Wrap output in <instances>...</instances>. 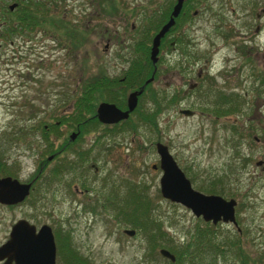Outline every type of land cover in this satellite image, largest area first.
I'll list each match as a JSON object with an SVG mask.
<instances>
[{
	"label": "rangeland",
	"instance_id": "374dc122",
	"mask_svg": "<svg viewBox=\"0 0 264 264\" xmlns=\"http://www.w3.org/2000/svg\"><path fill=\"white\" fill-rule=\"evenodd\" d=\"M164 1L49 0V10L59 15L65 26L75 27L73 32L58 36L47 29L25 30L10 37H15L12 45L0 38V160L4 161L0 176L7 173L27 182L39 170L25 200L13 206L0 203V238L18 217L32 220L36 216L45 221L49 205L53 216L47 215V219L59 241L67 231L71 248L88 264H169L167 256L159 252L160 248L169 250V242L162 237L157 240L161 246H151L148 229L133 226L134 209L140 215L143 208L135 206L133 198H124L123 188H117L113 207L105 206L92 216L81 206L78 211L71 209L76 197L72 183L79 181L78 176L84 173L93 182L92 192H97L104 165L115 166L117 181L130 176L135 181L133 195H146L141 199L147 202L149 215L157 222L154 225L176 244L188 241L203 220L183 204L161 196L160 170L150 166L157 161L153 141L159 139L193 188L235 199L236 224L218 220L213 225L216 230L234 234L238 229L240 245L249 256L264 250V0L193 1L178 27L167 32L153 62L158 75L148 90L153 89L161 101L153 115L155 126L138 123L134 112L132 128H125L113 141L95 137L104 130L99 124H86L69 147L62 146L67 151L61 156L48 160L52 153L55 157L63 150L38 151L44 142L29 126L57 106L65 110V101L84 80L94 79L99 72L120 73L129 58H139L141 53L135 52L133 41L142 39L147 17H154ZM175 35L182 36L184 42H169ZM147 40L150 43V38ZM194 80L197 88L189 87ZM219 91H234L236 104L233 100L217 104ZM137 106L139 111L145 106L153 108L147 94ZM231 106L236 107L231 110ZM179 108L192 113H182ZM66 126L62 120L52 137L54 147V142L66 140L67 133H75V128ZM20 127L28 132L21 134ZM115 149L119 151L115 153ZM75 159L80 161L77 166L52 177L55 165L64 160L71 164ZM91 162L98 165V173ZM105 181L111 184L113 180L107 177ZM112 186L102 188V193L109 194ZM122 228L133 231L127 233ZM56 250L55 263L65 264ZM260 254L258 264H264V253ZM216 264L237 263L226 253Z\"/></svg>",
	"mask_w": 264,
	"mask_h": 264
},
{
	"label": "trees",
	"instance_id": "16d2710c",
	"mask_svg": "<svg viewBox=\"0 0 264 264\" xmlns=\"http://www.w3.org/2000/svg\"><path fill=\"white\" fill-rule=\"evenodd\" d=\"M174 1L175 0H165L164 4L162 3L163 5L161 6V8L157 10V12H154V17H147L149 19V22L145 27V33L142 39L133 41L132 45L135 52L139 51L141 53V56L132 60L129 58V64L124 69L125 72L123 73L126 78H132V80L135 79L140 83L147 75H150L153 64L148 58V49L150 47V43L147 42V39H151L152 34L158 29L165 18L168 17L171 5ZM193 1L194 0H183L180 12L178 13L177 17H175L174 24L168 29V31H170L176 25L178 27V24L182 17L187 13L189 8L193 6ZM48 3L46 0H37L33 5L34 8L32 11L30 9L26 10V13H23V16L21 17V23L23 27L21 30L24 31V28H27V26L29 27L33 24L37 25V27L43 28L44 30L47 29L50 32L55 31V34H58V36H66L67 32H73L75 27L70 25L65 26L64 24H62L64 20H62L59 15L54 13V11L47 9ZM155 4H158L159 6L160 2H157ZM13 31H15V28H12V33ZM167 32L160 38L159 46L164 42L165 37L167 36ZM74 36L75 35H72L71 37ZM145 36L147 37L145 38ZM170 41L182 43L184 42V39L182 38V36L175 35L171 40H169V42ZM180 50L181 52H184V47H181ZM155 74H157V70L155 71ZM261 79L264 80V78ZM104 84L107 83L100 84L95 81V78L88 81L84 80L83 83L75 88L74 93L70 94L69 100L65 101L64 104L67 106L65 110L57 106V108L53 109L50 112L46 111V117H38L36 123L29 126L31 127L32 131H36L37 133H39V139H42L44 142V145L40 146L38 150L40 153L43 154L55 149L53 147L52 137L55 136L54 134L57 132L59 124L62 120H64L68 126L78 129L79 131H82V128L86 124H90V126L95 125L92 121L94 117L90 113L94 110L96 100L100 95L103 98L109 95L108 93L100 92L98 89V86ZM94 86H96V89ZM147 87L148 85H146V88ZM195 88H197V86H195ZM217 95H219L217 96L219 97V102L217 103V98L214 97L213 104L217 103L222 104L221 106H223L225 102H228L230 100H233L232 103L236 104L235 101L237 98V94L234 91H230L227 93L219 91L217 92ZM151 97H153V93H151ZM154 102L156 104H153V108L146 107L141 111H139L137 107H135L134 109L135 113L138 114V118H140V121L146 122L150 126H155L156 121H154L153 115L155 111L159 109L158 101L155 100ZM231 107V110H234V107L236 106ZM221 111L225 113L227 112V110ZM220 113L221 112H218L216 115ZM68 126H66V129L70 128ZM19 132L25 135L28 130L25 127H20ZM3 162V160H0V166L3 164ZM5 172L7 171H4V173ZM211 191H213V189H211ZM137 196L138 194H136L135 196L133 195L134 198L132 197L134 200H136L135 206H142L143 210H140V215H137V211L139 210L134 209L135 215L133 214V219L131 218L130 220L133 221V226L137 227L139 225L142 229H148V233H146V235L151 243V246L155 245L158 239L161 240L165 237V240L169 242V244L166 246L174 255V259L172 261L168 259L169 264H216L217 259L220 257V255L224 257L226 253H228V255H230L233 259H236L237 264H258L261 255L260 253H264V250H261L260 253L257 254V256H249V252L245 248H242L240 245V236L238 233V229L234 232V234H223L221 230H216V227L213 226V222L208 220L210 222L208 223L203 219V223L201 225L198 224L195 226L193 232L188 238V241H186L185 243L176 244L175 242H173V240H170V238L167 237L165 230L160 229L158 225H154L157 222L149 215L147 202L143 199L138 198ZM129 203H131V201ZM66 239L68 240V238L64 236L63 241L60 240L59 244L61 243V241L63 244H67L68 241ZM157 244L161 246V244ZM56 249L57 256L60 260H63L65 264H67V262L69 264H88V261L84 257L80 256L73 248ZM58 250L60 251V253H58Z\"/></svg>",
	"mask_w": 264,
	"mask_h": 264
},
{
	"label": "water",
	"instance_id": "95a60500",
	"mask_svg": "<svg viewBox=\"0 0 264 264\" xmlns=\"http://www.w3.org/2000/svg\"><path fill=\"white\" fill-rule=\"evenodd\" d=\"M183 0H175L171 6L168 17L161 23L153 33L149 47V59L153 63L157 56L160 38L174 24L175 17L180 12ZM151 78V77H150ZM140 92L134 90L128 93L126 108L120 109L114 103L100 101L96 106V115L101 121H116L128 115V112L135 106L136 95ZM182 113L191 114V110L183 108ZM73 135V133L71 134ZM156 150L159 155V166L162 168L159 177V190L163 197L179 202L188 207L195 215L203 220L215 223L218 220L230 221L236 224L233 197L225 198L217 193H204L191 186L189 179L176 163L167 149L161 142H156ZM259 162L256 161V163ZM30 183L20 181L10 175L0 176V203L14 204L22 200L28 193ZM127 233L133 230L125 229ZM159 252L173 260L174 256L165 248ZM8 255L2 264H56L54 241L49 227L41 225L35 233L33 225L25 219H17L10 228L8 240L0 245V255ZM2 256H0L1 258Z\"/></svg>",
	"mask_w": 264,
	"mask_h": 264
},
{
	"label": "flooded vegetation",
	"instance_id": "af4514ba",
	"mask_svg": "<svg viewBox=\"0 0 264 264\" xmlns=\"http://www.w3.org/2000/svg\"><path fill=\"white\" fill-rule=\"evenodd\" d=\"M36 1L37 0H0V38H1L2 42L6 41L7 45L8 44L12 45L13 39L15 37H13V38H10V37H12L15 34L20 35L23 32L21 30L23 28L22 27V23H21V17L23 16V13H26V10H29V9L31 11L33 10V8H34L33 5L36 3ZM46 1L48 3L49 0H46ZM47 9H52V8H50V6H47ZM263 14H264V12H263ZM12 28H15V31H13V33H12ZM29 28H30V30H32V29H40L42 31H45L43 28L37 27V25H33V24L31 26H29V27L27 26V28H24V31L25 30L29 31ZM48 32H50V31H48ZM7 38H8V40H7ZM148 57H149V55H148ZM155 71H156V68L152 67V69L150 71V75H147L142 80V82H140V83L137 82V80H135V79L132 80V78L131 79L126 78V76L123 74L125 72L124 69L122 71H120V73H112V74L109 75V74L104 73V72H99L96 75V77H95V81L96 82H98L100 84L101 83H107V84L98 86L99 91L103 92V93H108L109 95H113V96H110V97L109 96H105L107 98H103L100 95L98 97L96 103H95L94 114H92L94 119H92V121L95 124V126L99 124L104 129L102 132L97 133L96 136L94 135L95 137H100V138L101 137H105V138H108L111 141H113V138H116L119 135L123 134V131H124L125 128L126 129L128 127L132 128L133 125L130 122V120L133 117V113L135 112L134 111L135 107H138L137 105L140 102L141 97H143L144 94H147L148 99L150 100V102H152V104H156L154 102L155 100H157L158 103L160 104L161 101L159 100L158 97H156L155 91L153 89L148 90V88H150V85H152V82L157 78L158 71H157V74H155ZM197 76L200 77V72L199 71L197 72ZM196 83H197V81L194 80L192 82H189L188 86L189 87H195ZM146 85H148L147 88H146ZM139 89H140V92L136 95L135 106L128 112V115L126 117L120 118V119H118L116 121H101V120L98 119L95 111H96V106H97V104L100 101H106V102L114 103L115 106H117L118 108L123 110V109L126 108V105H127L126 104V100H127L128 93L131 92V91H134V90H139ZM109 91H111V92H109ZM151 92H153V97L149 96V93H151ZM185 92H186V89L183 90V93H185ZM148 106H145V108L148 107ZM181 109H183V108H179V111ZM191 113H192V110H191ZM139 122H141L140 118H138V123ZM90 128H94V127H90ZM74 131H75V133H73V135H71L72 132L67 133L69 135L67 136L65 141H62V142L58 141L56 143L54 142L55 147H54V145H53V147L55 149L53 151H59V152L61 150H63V151H61L55 157H54V153H52L49 158L47 157L48 160L56 158V157H59V156L62 155V153L67 151L66 149L64 150V148L62 149V146L69 147V145H70L69 143L72 140H74L76 136L78 137V135H79L78 134L79 133L78 129H76ZM83 135H86V134H83ZM156 142H161V141L159 139H156V140L153 141L154 149H155L156 156H157V161L156 162H152L150 164V166L153 169H155L157 167V169L160 170L159 174L161 175L162 168L159 166V155H158V152L156 150ZM161 143H163V142H161ZM163 144H165V143H163ZM167 149H168V147H167ZM113 151L116 153L119 150L115 149ZM170 154H171V152H170ZM75 156H76V158L78 157L77 154H75ZM85 157L86 156H84V158L81 161H83L85 159ZM172 157H173V155H172ZM107 160L108 159H106L105 161L107 162ZM66 162L68 164H70L68 162V160H64V162L59 163V165H55L53 167L54 169L51 171L52 177L56 176L61 171H65V170L71 169L72 166L73 167L77 166V164L80 161H77L76 159L72 160L70 166L66 165L65 164ZM75 162H77V163L75 164ZM90 165L93 166V168L95 170V173H98V165L93 164V162H91ZM104 167H105L104 175L102 176V179L100 180V184H99L100 189L97 192H95V191L92 192L93 182L90 179H87L86 175L84 173L81 174V175L79 173V175H80V176H78L79 181H77V183H72V186L75 188V195H76V197L74 199L71 198L72 202L74 204V207L71 208L72 211L73 210L74 211H78L77 206H81V210L83 212L90 213V215L92 216L91 213L95 214V213H97V211L99 212V210L103 211L104 209H106L105 206L113 207V205H115V203H117L116 199H118L117 198V194H118L117 188L118 189L119 188L120 189L123 188L122 193L124 195V198H126L127 200H128V198L132 199L133 192H134L133 191V187H134L133 185L135 183V181L132 180V177H130V176L129 177L128 176L122 177L121 176V178H124L126 180L125 181H117L119 176H118L117 169H115V166L112 167V166L104 165ZM38 173H39V170L36 172V174H34V176L31 179H29L27 181V182L30 183L29 187L31 189H32L31 183H32V181L35 180V178H36L35 176H37ZM160 175L158 176V181H159ZM107 177L110 178L111 180H113L111 182V184L107 183L105 181V178H107ZM141 182L145 183V181H143V180H141ZM137 183L140 184V181H137ZM110 186H112V188H110V193L106 194V195L103 194L102 193L103 192L102 188H108ZM158 189H159V182H158ZM28 192H29V190H28ZM137 194H138L137 197L140 198V199L146 197V195L143 192H137ZM27 197H28V193H27V195H25V197L21 201H18V202L14 203V204H4V203H1V204H4L5 206H13V205H16L17 203L18 204L21 203ZM83 198H85V199L83 200ZM124 198H123V200H124ZM166 199H168V198H166ZM170 201H172V200H170ZM173 202H176V201H173ZM75 203H76V205H75ZM52 213L53 212H51V209L49 208V205H47V209H46V213L45 214H47L50 217V215L53 216ZM47 215H45V217H46L45 221L38 220L36 216L34 217L35 219L33 218L32 220H29L27 218H22V217L16 218L13 222L10 223L8 230L7 231L4 230V234L0 238V245L4 244L8 240L9 231H10L11 225L17 219H21L22 218V219H25L28 223L33 225L35 233L38 231V229H39V227L41 225H46L47 227H49V229L51 231V234H52V237H53V241H54V248H71V247H73L70 244V242H69V238H68L69 234H68L67 231H65L64 235L68 238V240H67L68 243L67 244H65V243L64 244L63 243L59 244V238H58L57 231H55V229L52 228L53 226L51 225L50 221H48V219H47L48 216ZM125 229L126 228H122V231L126 232ZM61 240H62V238H61ZM0 256H2L0 258V264H2L4 262H7L6 259H7L8 255L6 253H3V255L1 253ZM9 262L11 264H15L13 259H10Z\"/></svg>",
	"mask_w": 264,
	"mask_h": 264
}]
</instances>
